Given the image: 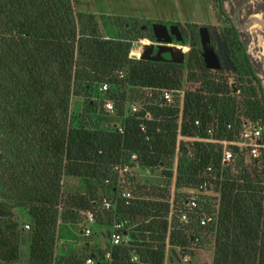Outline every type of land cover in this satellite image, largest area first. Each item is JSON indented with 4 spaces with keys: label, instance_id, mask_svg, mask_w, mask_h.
I'll list each match as a JSON object with an SVG mask.
<instances>
[{
    "label": "trees",
    "instance_id": "1",
    "mask_svg": "<svg viewBox=\"0 0 264 264\" xmlns=\"http://www.w3.org/2000/svg\"><path fill=\"white\" fill-rule=\"evenodd\" d=\"M219 12L224 13L220 0ZM230 32L222 36L229 54L236 44L242 48L241 59H234L238 73L234 86L204 66L193 31L185 67L187 80L197 85L184 90L181 115L176 104L152 101L146 105L150 118L140 119L125 105L122 87L181 88L184 64L129 57L130 48L140 51L143 39L140 47L131 44L142 33L122 30L104 37L95 15L76 10L72 0H0V264H19V246L24 243L29 264H85L88 256L94 264H163L167 245L178 264L175 247L190 248L194 231L201 235L200 244L202 237H213L211 264H264V148L258 159L245 163L237 158L221 165L217 143L193 142L192 157L184 145L178 146L183 157L176 168V187L196 190L204 168L212 164L210 187L218 193L216 206L198 193L199 208L190 227L175 214L168 220V201L133 194L125 204L118 191L120 177L113 171L114 164L127 162L132 153L142 167L170 163L179 118L183 135L195 134L197 118L201 130L215 121V136L230 138L225 124L238 130L240 103L245 116L263 129L260 80L233 25ZM102 82L109 84L104 95L98 91ZM81 91L92 95L98 105L93 99L91 104L99 113L88 124L72 125L71 98ZM105 98L115 105L112 115L102 107ZM100 117L119 120L123 131L100 125L96 121ZM165 173L171 175L170 170ZM65 177L77 179L74 191L63 189ZM103 199L110 201L109 209L103 207ZM14 209H23L28 229L19 225ZM87 212L97 224L120 222L125 240L92 245L80 254L56 255L59 241L77 240L73 227ZM204 213L212 219L198 228L196 220ZM82 228L80 224V232ZM106 251L110 258H105Z\"/></svg>",
    "mask_w": 264,
    "mask_h": 264
},
{
    "label": "rangeland",
    "instance_id": "2",
    "mask_svg": "<svg viewBox=\"0 0 264 264\" xmlns=\"http://www.w3.org/2000/svg\"><path fill=\"white\" fill-rule=\"evenodd\" d=\"M220 1L224 10L223 14L219 12V0H72L76 10L91 12L95 15L99 34L104 37L117 36L122 30H128L131 35H134L135 31L139 30L143 36L138 37L134 42L132 41L133 43L131 44L138 47H140L139 41L141 39H143L141 45L144 44V41H146L145 39L150 41L148 44L155 43V45H157L160 43L153 34L152 25L153 23H163L167 27L168 33L172 39L170 44L178 45V47L182 48L184 53V59L181 62L184 64V77L182 78L183 90L188 88L192 89L197 85L196 82L187 80L185 67L190 50L189 40L193 31L196 33L197 38H199V26L206 25L211 29H215L223 41L222 36H230L229 34H231L230 31L233 25L237 32L238 40L241 42L248 56L254 74L260 80L261 93L264 97V0ZM225 14L229 19H226ZM124 22L129 23V25H124ZM120 24H122V26H120ZM175 24L181 33L182 41H177L174 34L171 33L170 27ZM189 24L192 26H189ZM149 34H152L153 38H149ZM223 43L225 44L224 41ZM211 46L216 49V45L213 44ZM198 49L201 55L202 46L199 39ZM142 51L143 48L141 53ZM155 53L156 48L153 49L152 54ZM166 53L167 52L163 53V56L168 58L169 55L167 53V56H165ZM241 53L242 48L236 44L232 56L229 54L233 66L222 64V69L216 71L210 69L211 73L222 75L229 85L234 86L238 74L235 70L234 59L235 57H237L238 60L241 59ZM122 91H124L125 94L124 100H126L125 105L127 104L128 110L129 102L144 101L143 95L140 94L141 92L138 91V88L136 90L125 85L122 87ZM79 93V96H73L71 98L70 116L72 125H77L80 122L88 124L89 119L94 121L97 113H99L96 100L92 98V95H85L83 91ZM234 93L236 98L240 101V91L236 90ZM91 99L95 101V105L91 104ZM239 104L236 114L239 116L240 122L242 123L244 120H250L245 116L244 109ZM89 105L95 106V108H90ZM96 121L102 126H115L117 125L116 123H119L117 119L105 120L103 117L96 119ZM250 121L256 122L257 120ZM213 122L215 121L208 123V125L215 126ZM194 139L195 138L182 140L176 137V150L170 163L158 167H142L133 164L130 172L126 174V176L119 178L121 186L132 190L135 197L163 200L169 203H172L174 200H179V197L183 194H197L198 191L192 190L190 187H176L175 185L176 168L183 157L182 151L180 149L177 150V147L179 145L192 147L193 142H195ZM169 170L171 171V175L165 173ZM232 171L235 172L234 169ZM77 184L76 178L65 177L63 180V189L74 191ZM203 193L204 197L200 196L201 194H198V196L205 198L206 195L207 201L216 206L217 191L210 187L206 191H203ZM13 212L19 225L24 227L25 224H29V219L23 209H14ZM80 218L79 224L73 227L74 232L78 235L77 240L66 242L59 241L55 248L56 255L68 253L80 254L84 252L86 247L92 245L104 247L109 243V232L113 223H111L110 226L93 223L91 225V235L83 237L80 235L81 232L79 230L80 224L82 225L83 223L82 217ZM202 239V244L193 253L192 264H211L212 262L214 247L213 237L208 235L204 238L202 237ZM172 255L171 246L167 245L164 250L163 264H174L175 260ZM18 263L29 264L28 243L20 244Z\"/></svg>",
    "mask_w": 264,
    "mask_h": 264
},
{
    "label": "built area",
    "instance_id": "3",
    "mask_svg": "<svg viewBox=\"0 0 264 264\" xmlns=\"http://www.w3.org/2000/svg\"><path fill=\"white\" fill-rule=\"evenodd\" d=\"M140 40V39H139ZM148 41L147 39H145ZM134 42V41H133ZM132 42V43H133ZM150 41H148L149 43ZM155 44V43H154ZM144 45H141L140 51ZM133 52L131 49L129 51ZM130 57V55H129ZM132 58V57H131ZM124 76L122 71L118 72V77L122 78ZM109 89V84L107 82H102L98 86V91L100 94L104 95L106 91ZM138 91H140L143 95L142 102H129V112L133 114H137V117L140 119H148L150 118V113L146 109V105L150 103L160 101V104H176L178 105L180 111L179 115H181V109L183 105V95L184 90L183 88H146L142 87ZM176 96V97H175ZM102 107L104 111L110 115L114 114L115 105L114 103L108 99H103ZM144 111L142 115L140 112ZM115 127L119 132L123 131V127L120 123H116ZM193 124L195 126V134L194 135H183L180 133V118L178 122L177 128V137L185 140L190 138H195V141H202V142H209V143H217L220 146V164L221 165H229L233 163L237 158L242 159L245 163L251 161L252 159H258L261 155L262 149L264 148V134L262 127L258 124V122L244 120L242 121L238 130H235L234 125L230 122H227L226 129L231 131L230 138H217L215 136V128L211 125H206L201 130V122L199 119H194ZM140 129L144 131V123H140ZM187 149V155L192 157L193 155V148L190 146H185ZM178 150V147H177ZM137 161V154L132 153L129 157L127 162L123 163H116L113 165V171L118 175V177H123L124 175L128 174L133 166L136 164ZM137 165V164H136ZM214 168L212 164H208L204 168L203 179L199 183L196 191L198 193H203L211 186V180L214 178L213 175ZM119 195L121 198L124 199V203L128 204L129 200L132 199L133 193L132 190L128 188H123L119 181ZM198 193L187 195L185 198L180 200H174L170 203V211H169V218L171 219L172 213L175 214L176 217L182 222L183 224L190 227V221L195 213H197V209L199 208V196ZM103 207L109 209L111 207V203L107 199H103ZM212 217L208 214H201L198 216L196 220V227L202 228L206 224L210 222ZM95 223L94 216L91 212L85 213L84 220H83V228L82 234L84 236H90L92 233L91 225ZM123 225L120 222H115L110 229L109 232V241L111 244H118L121 241L125 240V235L121 232ZM25 229L29 228V224L24 225ZM194 238L190 243V248L187 249H180L179 247H175L178 253V264H192L193 261V253L200 247L201 243V235L198 231H194ZM105 258H110V252L106 251L104 254ZM132 260H136V256L132 257ZM95 260L93 257L88 256L85 259V264H94Z\"/></svg>",
    "mask_w": 264,
    "mask_h": 264
},
{
    "label": "water",
    "instance_id": "4",
    "mask_svg": "<svg viewBox=\"0 0 264 264\" xmlns=\"http://www.w3.org/2000/svg\"><path fill=\"white\" fill-rule=\"evenodd\" d=\"M152 29L154 36L160 41V43L157 45L154 43L144 45L141 54L138 52H130V57L181 63L184 59L183 50L181 47H178V45L170 44L172 39L168 33L167 27L163 23H153ZM170 29L171 33L174 34L175 39L177 41H182V36L177 25H172ZM210 33L214 37L216 49L210 44ZM198 34L202 46L201 57L206 68L216 70L221 67V64L233 66L227 48L215 29H212L209 32L206 25H201L198 28ZM154 48H156V53L152 54ZM165 52L168 53V58L163 56V53Z\"/></svg>",
    "mask_w": 264,
    "mask_h": 264
},
{
    "label": "flooded vegetation",
    "instance_id": "5",
    "mask_svg": "<svg viewBox=\"0 0 264 264\" xmlns=\"http://www.w3.org/2000/svg\"><path fill=\"white\" fill-rule=\"evenodd\" d=\"M207 28H208V30H209V32L212 30L211 28H209L208 26H207ZM199 39V38H198ZM200 41V40H199ZM210 44L211 45H216L215 44V40H214V37L212 36V34L210 33ZM165 56H167V53L165 54ZM221 66H222V64H221Z\"/></svg>",
    "mask_w": 264,
    "mask_h": 264
},
{
    "label": "bare ground",
    "instance_id": "6",
    "mask_svg": "<svg viewBox=\"0 0 264 264\" xmlns=\"http://www.w3.org/2000/svg\"><path fill=\"white\" fill-rule=\"evenodd\" d=\"M148 44V41H144V44L143 45H147Z\"/></svg>",
    "mask_w": 264,
    "mask_h": 264
}]
</instances>
